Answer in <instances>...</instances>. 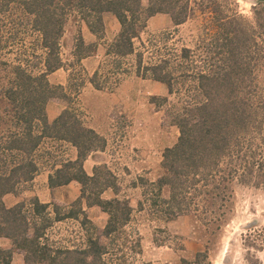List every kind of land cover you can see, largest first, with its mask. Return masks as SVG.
Masks as SVG:
<instances>
[{"label":"trees","instance_id":"obj_1","mask_svg":"<svg viewBox=\"0 0 264 264\" xmlns=\"http://www.w3.org/2000/svg\"><path fill=\"white\" fill-rule=\"evenodd\" d=\"M252 16L240 11L238 0H0V264H12L14 254L25 264H126V227L135 208L120 197L117 174L107 163L84 168L88 156L104 150L107 138L86 122L74 105L71 84H53L50 75L68 69L62 40L73 15L97 38L106 32L105 14L112 13L120 31L107 43L109 65L90 77L98 90L114 91L129 71L125 59L135 55L134 73L164 84L168 94L153 96L164 112L163 124L178 128L177 141L164 149L162 172L154 181H139L149 215L161 222L181 216L193 218L208 231H221L235 203L237 185L264 190V2L252 6ZM170 16L178 28L198 20L191 45L157 50L149 39V56L142 33L156 14ZM80 25V26H81ZM36 37L27 46L30 34ZM151 44V46H150ZM97 42L81 33L75 39L72 65L93 55ZM15 49V50H14ZM15 53L13 57H7ZM107 64V63H106ZM63 99L68 105L52 121L47 106ZM70 143L76 159H64L50 142ZM58 153V155L56 154ZM50 167V188L80 184L71 203L38 196L12 206L5 196L29 189L44 167ZM134 182L133 186L137 187ZM111 189L114 196L106 198ZM85 206H99L108 214L97 226ZM75 220L83 230L79 243L53 239L50 229L60 221ZM249 264H264L255 251H264V220L242 233ZM138 246L140 240L137 239ZM179 264H213L208 250Z\"/></svg>","mask_w":264,"mask_h":264},{"label":"rangeland","instance_id":"obj_2","mask_svg":"<svg viewBox=\"0 0 264 264\" xmlns=\"http://www.w3.org/2000/svg\"><path fill=\"white\" fill-rule=\"evenodd\" d=\"M240 11L251 17L252 6L257 0H238ZM198 20H190L176 28L167 14H156L148 21V27L142 33V39L147 44L146 56H149V39H154L157 50L165 52V47L193 46L198 34ZM80 22L73 15L66 27L62 40L63 56L69 65L68 69H59L50 75L53 84H71L73 93L83 81V87L74 105L79 107L88 122L96 123L110 139L108 153L103 160H110L111 169L120 180V197L131 200L135 211L126 227L129 244L125 246L126 264H179L182 257L193 258L199 251L208 250L213 264H249L247 249L244 245L242 233L246 232L249 221L264 220V190L253 186L237 185L235 188V203L227 223L221 231H208L206 227L188 216H181L169 222L153 219L145 206L140 209L139 201L144 200L143 187L140 178L156 180L162 172L161 161L163 151L172 146L178 139L179 131L174 125H164V112L152 102L153 96H165L167 87L151 79H143L134 73L133 63L135 55L125 59L129 71L120 76V82L114 91L89 90L85 85L90 82L87 67L82 63L71 64L74 59L72 51L75 39L80 30ZM36 37L30 34L27 46ZM151 46V44H150ZM15 50V49H14ZM10 53L7 57H13ZM105 59L101 65L104 71L108 62ZM107 63V64H106ZM100 65V66H101ZM264 90V71L259 77ZM93 91V92H92ZM67 101L59 99L48 103L49 119L53 118L67 107ZM55 144L59 154L65 150L59 142ZM58 153H56L58 155ZM111 157V158H110ZM42 179V178H41ZM137 182L138 186H133ZM31 188V187H30ZM70 199L80 192L76 187L68 190ZM107 192L106 196H111ZM27 198L32 193L25 194ZM25 197V196H23ZM8 205L15 200L12 194L5 197ZM90 219L99 227H103L108 220V214L100 207L87 211ZM53 239L72 243L82 240L83 230L75 220L57 222L51 229ZM137 239L140 240L138 246ZM0 245L11 247L12 241L0 237ZM254 255L264 261V251H255ZM12 264H25L23 255L15 253Z\"/></svg>","mask_w":264,"mask_h":264},{"label":"crops","instance_id":"obj_3","mask_svg":"<svg viewBox=\"0 0 264 264\" xmlns=\"http://www.w3.org/2000/svg\"><path fill=\"white\" fill-rule=\"evenodd\" d=\"M105 23H106L105 37L103 39H100V40L97 38V36L95 34H93L91 32V30L89 29V27L85 23H82V25H81V33H82L84 39L86 40V42H88V43L97 42L98 43L97 51L93 55H90V56L83 58L82 62H81L83 65H85L87 67V70H88L90 76L93 75V73L96 71V69H98L99 66L103 62H105V59L107 58V54H106L107 43L112 41L115 38V36L118 34V32L120 31V28H121L118 19L112 13H106L105 14ZM84 88L85 89L83 91H85L86 89H89V90L96 89L93 86V84L91 83V81L89 83H87ZM96 90H98V89H96ZM59 114H60V112L56 116H58ZM86 122L89 126L94 128L100 134L104 135L107 138L106 148L104 150L93 151L84 162L85 170L89 174H92L94 166L97 164L107 163L110 166V160L111 159L110 160H108V159L103 160V155L105 154V152L108 153V151H109L110 139L106 136V134L102 130V128L100 126H98L96 123H92L90 121L88 122V120H86ZM62 147L65 150L62 152L63 154H59V157L64 158V159H76L77 158V148L75 146H73L70 143H64V145ZM50 173H51V168L49 166L44 167L41 170V172L34 179L32 185H31V188L23 191L20 195L10 193V194H12V196H14L15 200L10 205H8L6 200H5L6 204L8 206H12V205L16 204L17 202H19L20 200L27 198V196L25 195L27 192L32 193V195H30V197L38 196L42 202H52L54 199H56V200H59L62 202L71 203L72 201H74L75 199H77L79 197L80 192L77 196L70 199L69 196L71 193L68 191L72 187H76L77 189L80 190V184L77 181H72L71 183H69L67 185H63V186H60L57 188H50V186H49V174ZM109 191L112 193H111V196L107 197L106 194ZM10 194H7L6 196H8ZM104 195L106 198H111L112 196H114L113 191L111 189H108L104 193ZM23 196H25V197H23ZM98 207L99 206H90V207L85 206V209L87 211H89V210H95ZM104 226L105 225H103V227Z\"/></svg>","mask_w":264,"mask_h":264},{"label":"water","instance_id":"obj_4","mask_svg":"<svg viewBox=\"0 0 264 264\" xmlns=\"http://www.w3.org/2000/svg\"><path fill=\"white\" fill-rule=\"evenodd\" d=\"M260 2H264V0H257V1L254 2V5H257ZM257 222H258V220L249 221V223L247 224L246 227H248L250 225H253V224L257 223Z\"/></svg>","mask_w":264,"mask_h":264}]
</instances>
